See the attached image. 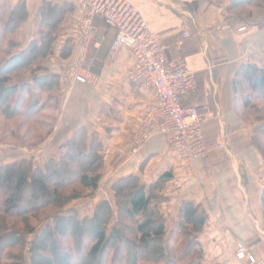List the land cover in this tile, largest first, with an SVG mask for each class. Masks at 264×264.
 <instances>
[{"label": "crops", "instance_id": "crops-1", "mask_svg": "<svg viewBox=\"0 0 264 264\" xmlns=\"http://www.w3.org/2000/svg\"><path fill=\"white\" fill-rule=\"evenodd\" d=\"M19 1L25 3L28 18L18 34L20 45L14 53L38 38L39 9L44 0H0V5L13 6ZM128 2L148 30L161 36L166 56L182 58L195 74V89L183 105L207 104L216 115L203 126L207 155L191 171L163 136H154L135 147L141 116L154 101L155 90L132 81L129 51H110L115 32L98 17L93 20L95 40L86 61L80 62L77 29L81 14L76 9L41 63L48 73L59 77V89L66 92L62 101L61 92L57 94V119L50 146L61 147L84 129L88 140L94 135L101 143L108 172L104 181L109 186L128 175L138 176L146 187L163 174L168 176L161 192L165 199L161 212L168 232L184 202L200 205L208 214L198 236L203 264H245L235 259L238 242L264 261V157L252 141L256 125L241 116L245 90L234 88L242 66L264 70V10L238 20L229 7L232 0ZM243 27L245 30L239 31ZM183 31H189L192 37L178 46ZM79 75L88 80L76 81Z\"/></svg>", "mask_w": 264, "mask_h": 264}, {"label": "trees", "instance_id": "trees-1", "mask_svg": "<svg viewBox=\"0 0 264 264\" xmlns=\"http://www.w3.org/2000/svg\"><path fill=\"white\" fill-rule=\"evenodd\" d=\"M259 1L232 0L229 7H256L264 10ZM0 8V46L6 42L4 59H0L1 110L8 109L9 116L36 115L51 107L52 102L57 105L59 77L48 73L41 63L51 53L59 31L75 8L70 2L44 0L39 9L38 38L31 40L18 53L13 50L20 44L13 38L18 37L28 18L26 5L19 1L13 6ZM235 17L238 19L236 15ZM30 67L31 71H34L29 79L21 80L20 83L13 82L18 78L13 75L15 72ZM234 88L241 91L245 88L250 90L251 93L246 94L243 99V107L245 110L252 108L257 114L261 109L253 107L252 102H264V70L253 65L242 66L240 81L234 83ZM44 93L48 95L43 105L41 95ZM27 102L28 104L24 105ZM257 120L252 141L264 157L263 143L256 138L257 134L264 137V121ZM60 148L63 149L59 157L48 159L43 166H36L31 161L0 164V263L24 264L21 248L27 236L32 235L31 264H36V259L41 264H84L86 259L98 261L109 256L111 252L110 264H146V261L151 264L153 260H160L161 264H203V249L198 236L203 230L208 214L202 206L184 202L179 207L174 227L168 232L166 218L161 212V205L165 202L161 192L168 181L165 174L148 187L142 184L136 175L117 179L110 185L115 193L117 214L122 211L126 219L133 220L134 227L130 235L121 232L116 223L112 225L111 231L103 230V224L95 228L92 235L83 230L86 225L103 219V215L107 214L104 211L105 206L107 211L112 212L111 205L106 200L95 205L91 217L79 218L76 211H72L71 215L56 213L47 219H51V222L46 220L47 223L45 222L39 231L35 230L36 227L23 230L7 225V217H30L36 214L40 202L46 205L51 204L50 200L56 199L57 191L50 192L43 178H62L68 175L65 171L70 169L74 170L72 172L76 171L75 181L83 187L92 192L98 189L101 180V172L98 170H101L104 163L102 146L98 139L93 135L88 140L86 131L81 129ZM85 160L90 162L88 171L78 164ZM74 165L81 167L80 172ZM93 171H96V174L90 176ZM67 183L69 184L64 182L60 185L66 186ZM28 185L31 190L26 192ZM24 200L28 203L24 204ZM262 207L264 219V189ZM72 222L80 232L74 233L75 227L70 225ZM68 242L69 246L65 247L64 244ZM74 242H80L81 252L74 247ZM153 242L158 243L157 250L148 255L146 251ZM141 247L145 248L144 253H140ZM33 249L36 250L34 253ZM127 251L132 252L129 257Z\"/></svg>", "mask_w": 264, "mask_h": 264}, {"label": "built area", "instance_id": "built-area-1", "mask_svg": "<svg viewBox=\"0 0 264 264\" xmlns=\"http://www.w3.org/2000/svg\"><path fill=\"white\" fill-rule=\"evenodd\" d=\"M60 1L72 3L81 14L77 29L81 63L86 61L88 48L95 40L93 20L98 17L115 32L110 51L115 53L123 48L129 51L133 60L132 81L155 90L154 101L141 116L134 137L135 147L142 146L154 136H163L185 167L193 171L196 163L208 153L203 126L215 118L207 104L183 105V100L195 89V74L187 69L182 58L166 56L167 47L161 43V36L148 30L128 0ZM244 30V27L239 29ZM191 37L189 31H183L176 44L182 46ZM75 79L80 83L88 80L80 75ZM235 259L245 264H264L242 242L235 245Z\"/></svg>", "mask_w": 264, "mask_h": 264}, {"label": "rangeland", "instance_id": "rangeland-1", "mask_svg": "<svg viewBox=\"0 0 264 264\" xmlns=\"http://www.w3.org/2000/svg\"><path fill=\"white\" fill-rule=\"evenodd\" d=\"M259 2L264 6V0H260ZM0 7H4V6L0 5ZM260 10H261L260 8H256V7L244 8L237 6L232 10V14L236 15L237 17L248 16L249 14L258 13ZM13 39H16L17 42L20 43L19 37H14ZM5 50H6V42H4L0 46L1 60L4 59ZM33 71L34 70L31 71V67H30L15 72L13 75H16L18 78L13 80V82L20 83L21 80L25 81L26 79H29L30 76L32 75L31 72ZM58 92L59 93L61 92L59 88H58ZM245 93L250 94L251 92L249 89L245 88ZM47 95H48L47 93L41 95L42 104L46 102ZM65 95L66 92L62 91L61 101L64 99ZM26 104H28V102L25 103L24 105ZM57 105H55V103L52 102L51 107H49L48 109H44L38 114L28 117H22L18 114H12L9 116L10 112L8 111V109L2 111L1 110L2 106H0V164H8L18 161H31L36 166H43L48 159L53 157L56 158L59 157L63 148L58 147L53 149V147L50 146V142H48L52 138V127L56 122L55 120L57 119V116L55 118L56 115L55 111ZM252 105L253 107L260 108L261 110L258 111V113L256 114L255 112L252 111L251 108L245 110L241 116L248 122L257 125L258 124L257 119L264 121V102L260 100H255V101L253 100ZM49 111L51 112V116L49 114L50 113ZM214 119H216V115ZM256 138L260 140L264 146V137L257 134ZM89 163H90L89 160H85L78 164L84 169H87ZM74 168H76L79 172L81 170L77 165H74ZM99 168H101V165L99 166ZM72 171L74 170L68 169L67 171H65L68 172L67 173L68 175L65 173L67 176L62 178H58L56 176H55L56 178H51V177L43 178L47 182V186L50 192H52L53 190L57 191L56 199L50 200L51 204H46V205L40 202L39 205L40 207L38 208L36 214L30 217L28 215L27 218L17 217V216H14V218L11 216L7 217L6 218L7 225L16 229H23V230L29 228L34 229V227H36L35 230L39 231L41 230V228H43L45 222L46 223L47 221L48 223L49 221L51 222V219L50 220L47 219H49L51 216H53L56 213L71 215L72 211H76L78 213L79 218L91 217L95 205L101 201L106 200L111 205L110 209L112 210V212L110 213V211H107V207L105 206L104 211L107 214L103 215V219L101 221H97V222L94 221L95 223L86 225V227L83 230H85L87 234L92 235L94 233L95 228H99V226L103 224L104 225L103 230L111 231L112 225L116 223V225L120 227L121 232H123L125 235H130L132 228L134 227V223L133 220L131 221L128 218L126 219L125 214L122 213V211H119V213L117 214L116 201L114 198L115 193L110 188L109 183L104 181L108 174L105 160L101 170H98L101 172L100 175L101 180L99 182L98 189L94 192L83 187L81 184H79V182L75 181L76 171L75 172ZM86 171H88V169ZM95 172L96 171L91 172L90 176L92 174L95 175L96 174ZM64 182L65 183L69 182V184L67 183L66 186H61L60 183H64ZM30 190L31 188L28 185L26 192ZM42 197L45 196L42 195ZM72 197L74 198V200H70ZM25 203L28 202L24 200V204ZM110 214L112 219L110 218ZM70 225L75 227L74 233L80 232V230L75 226L73 222L70 223ZM32 238H33L32 235L27 236L24 245L21 248L22 254L24 255V259H25L24 264H31L30 243ZM74 243H76L75 244L76 246L72 243L71 244L72 247L74 245L75 248L77 247V251L81 252L80 242H74ZM157 245H158L157 242H153L152 244H150L149 249L147 251L143 247H141L139 251L140 253H144L146 251V254L149 255L151 251L155 252L157 250ZM64 246L68 247L69 242L65 243ZM35 249H33V253L36 251ZM127 252H129L128 255L129 257L130 253L132 252L131 251H127ZM111 253L109 256L107 255L101 260L99 259L98 261H92L90 259H86L84 261V264H103L105 260L107 261L105 262V264H110L111 263L110 259L112 255ZM35 263L41 264L39 261H37V259L35 260ZM148 263L149 262L146 261V264ZM161 263L162 262L160 260L159 262H155V260L151 261V264H161ZM0 264H5V262H1ZM48 264H50V262Z\"/></svg>", "mask_w": 264, "mask_h": 264}]
</instances>
